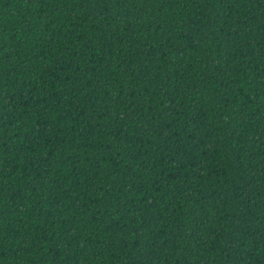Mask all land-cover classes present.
I'll return each mask as SVG.
<instances>
[{
  "label": "trees",
  "instance_id": "1",
  "mask_svg": "<svg viewBox=\"0 0 264 264\" xmlns=\"http://www.w3.org/2000/svg\"><path fill=\"white\" fill-rule=\"evenodd\" d=\"M0 264H264V0H0Z\"/></svg>",
  "mask_w": 264,
  "mask_h": 264
}]
</instances>
